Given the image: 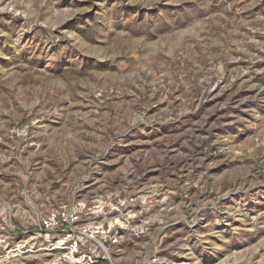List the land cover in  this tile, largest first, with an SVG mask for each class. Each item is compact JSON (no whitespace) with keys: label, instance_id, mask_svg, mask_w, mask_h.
I'll list each match as a JSON object with an SVG mask.
<instances>
[{"label":"rangeland","instance_id":"1","mask_svg":"<svg viewBox=\"0 0 264 264\" xmlns=\"http://www.w3.org/2000/svg\"><path fill=\"white\" fill-rule=\"evenodd\" d=\"M0 264H264V0H0Z\"/></svg>","mask_w":264,"mask_h":264},{"label":"built area","instance_id":"2","mask_svg":"<svg viewBox=\"0 0 264 264\" xmlns=\"http://www.w3.org/2000/svg\"><path fill=\"white\" fill-rule=\"evenodd\" d=\"M77 219L75 212H68L65 214L64 212H51L45 219L42 220L41 228L45 230H52L57 227L59 224L63 223H74ZM76 245V243H75Z\"/></svg>","mask_w":264,"mask_h":264}]
</instances>
